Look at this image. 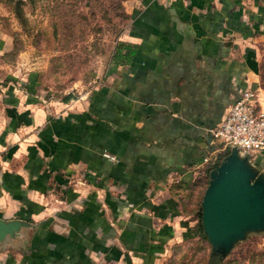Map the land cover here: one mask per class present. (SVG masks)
<instances>
[{
	"label": "crops",
	"instance_id": "1",
	"mask_svg": "<svg viewBox=\"0 0 264 264\" xmlns=\"http://www.w3.org/2000/svg\"><path fill=\"white\" fill-rule=\"evenodd\" d=\"M121 42L77 101L0 78V264H160L198 224L210 130L242 89L264 108V0H136Z\"/></svg>",
	"mask_w": 264,
	"mask_h": 264
},
{
	"label": "rangeland",
	"instance_id": "2",
	"mask_svg": "<svg viewBox=\"0 0 264 264\" xmlns=\"http://www.w3.org/2000/svg\"><path fill=\"white\" fill-rule=\"evenodd\" d=\"M135 5L136 0H0V32L12 44L1 57L0 78L32 82L26 89L48 102L84 98L113 63ZM212 169H206L208 181ZM195 225L187 241L167 245L160 264H207L212 247ZM219 264H264V230L236 241Z\"/></svg>",
	"mask_w": 264,
	"mask_h": 264
},
{
	"label": "water",
	"instance_id": "3",
	"mask_svg": "<svg viewBox=\"0 0 264 264\" xmlns=\"http://www.w3.org/2000/svg\"><path fill=\"white\" fill-rule=\"evenodd\" d=\"M229 151L210 171L201 200L203 232L220 257L248 232L264 230V173L238 148ZM19 223L0 220V228L11 232Z\"/></svg>",
	"mask_w": 264,
	"mask_h": 264
},
{
	"label": "built area",
	"instance_id": "4",
	"mask_svg": "<svg viewBox=\"0 0 264 264\" xmlns=\"http://www.w3.org/2000/svg\"><path fill=\"white\" fill-rule=\"evenodd\" d=\"M210 135L212 147L202 158L207 166L216 165L232 147L251 162L256 156L264 166V108L257 90L242 89Z\"/></svg>",
	"mask_w": 264,
	"mask_h": 264
},
{
	"label": "trees",
	"instance_id": "5",
	"mask_svg": "<svg viewBox=\"0 0 264 264\" xmlns=\"http://www.w3.org/2000/svg\"><path fill=\"white\" fill-rule=\"evenodd\" d=\"M121 46H122V42H120V46L115 50V54H114V60L113 61H115V60H120V57H121V52H120V48H121ZM119 58V59H118ZM226 155V152L221 156L222 158L224 157ZM260 163V162H259ZM259 166L261 165V164H258ZM216 166H218V163L216 164V165H214V166H212L213 168H215ZM201 211H202V209H201V207H200V210L198 211V224H197V228H201L200 230H201V234L204 236V237H207L205 234H204V232L202 231V223H201ZM219 262H220V256H217V255H214V254H212V256H211V258L208 260V262H207V264H219Z\"/></svg>",
	"mask_w": 264,
	"mask_h": 264
}]
</instances>
